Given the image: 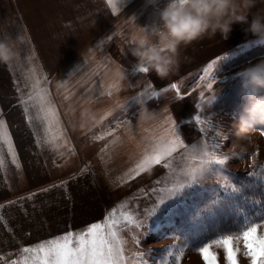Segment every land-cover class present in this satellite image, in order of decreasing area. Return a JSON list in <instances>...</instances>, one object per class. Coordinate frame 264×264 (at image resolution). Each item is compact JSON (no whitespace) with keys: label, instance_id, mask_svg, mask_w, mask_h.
<instances>
[{"label":"crops","instance_id":"0c3cea01","mask_svg":"<svg viewBox=\"0 0 264 264\" xmlns=\"http://www.w3.org/2000/svg\"><path fill=\"white\" fill-rule=\"evenodd\" d=\"M163 1L113 0V9L108 0H0V40L15 44L18 53L13 67L0 65V118L8 126L21 165L17 169L8 162L0 169V264H19L22 246H35L67 232L69 226L77 231L102 222L124 197L114 196L115 189L135 195L140 177L157 165L134 178L128 174L162 141L160 119H182L170 109L162 116L156 110L163 93H183L192 84L190 78L204 75L209 64L216 73L227 51L243 43L236 24L227 38L218 33L183 48L179 70L168 79L139 72L137 58L118 29L130 20L150 28ZM128 57L136 66L126 62ZM119 66L126 79L114 75ZM33 69L52 95L72 151L37 145L35 133L43 134L41 126L34 120V132L21 101L30 92L25 84ZM138 73L144 78L133 87L131 78ZM66 92L74 98V113L64 99ZM143 105L156 112L154 121H138ZM84 107L99 120L87 129L80 127ZM29 111L35 116L34 109ZM4 156L8 161L6 149ZM31 193L35 195L28 198Z\"/></svg>","mask_w":264,"mask_h":264},{"label":"snow or ice","instance_id":"6c2138e0","mask_svg":"<svg viewBox=\"0 0 264 264\" xmlns=\"http://www.w3.org/2000/svg\"><path fill=\"white\" fill-rule=\"evenodd\" d=\"M108 3L115 9L113 0H108ZM11 46L16 51V45L11 44ZM9 67L11 68L13 65H9ZM212 68L213 65L209 64L204 70L202 79L210 77ZM138 71L144 74L148 73L147 69H138ZM41 79L36 70L33 69L28 75L29 82L25 84L30 92L27 99L21 97L28 122L33 126L34 132V120L41 126L43 134L35 133L37 145H47L53 151L59 149L72 151L60 112L52 100L51 93L46 87L41 86ZM43 80L44 83H47L46 78ZM172 88L179 91L175 84L172 85ZM208 88L209 90L212 88L210 81ZM64 99L69 101L71 111L74 113L75 108H72L74 98L71 92H66ZM30 107L34 109L35 116L29 111ZM68 114L69 111L66 110L65 115ZM196 119L198 123L201 122L199 117ZM184 147L186 145L179 137L157 141L153 153L145 155L142 160L137 162L135 168L128 174L129 178H134L150 166L161 164L166 157H171L178 148ZM220 148V143L215 140L211 144H194L189 150L194 155L191 158L184 156L179 168L173 167L171 162L164 163L163 166L169 170L170 175L165 178L163 187L152 190L156 196V204L146 211L144 221L137 220L132 214L123 210L119 211L118 214L117 210L114 209L106 213L102 222L91 223L84 230L73 231L69 226L67 232L41 241L35 246H22V260L19 264H148V261L143 259V253L134 254L135 260L126 258V241L120 233L128 226H134L137 229L148 227L149 231L159 230L161 221L153 218L157 217L162 206L166 204L168 207L163 211L167 219L171 221L177 211L186 205L187 195L201 189V185L193 179L194 167L201 152L208 157L207 176L214 179L217 187L208 190L214 193L209 204L204 207L198 206L190 210L189 214L193 217L203 216L209 221L220 216H232L235 220L233 229L218 232L215 238L200 244L194 251L199 252L205 264H220L219 254L214 249L223 250L224 264H240L241 256L246 258L249 264H264V202L261 199L252 200L253 205H260V207L254 208L249 213L246 211L249 197L244 194L243 189L227 179L221 182L220 177L225 169L223 161L218 156ZM5 149L9 158L8 161L5 160ZM63 154V152L60 153L61 156ZM8 162L16 165L17 169L21 168L8 126L0 118V169L6 168ZM249 175L256 177L260 182L259 186L264 189V169L259 173L252 172ZM61 184L66 187V182H61ZM248 187H252V185H248ZM47 190L41 189V191ZM33 195L35 193L28 194V198ZM260 195L264 197V191ZM120 207L123 209L124 205ZM147 220H152L151 225L146 224ZM184 235V233L180 234V236ZM171 238L176 239L177 237ZM133 239L139 243L135 237ZM184 251V247L177 245L164 249L158 264H180ZM12 264H17V261H13Z\"/></svg>","mask_w":264,"mask_h":264},{"label":"rangeland","instance_id":"374dc122","mask_svg":"<svg viewBox=\"0 0 264 264\" xmlns=\"http://www.w3.org/2000/svg\"><path fill=\"white\" fill-rule=\"evenodd\" d=\"M170 2L171 0L163 1L161 9H164V7ZM260 10H264V0H256V5L252 9V13L254 14ZM252 18V15H250L249 22H251ZM158 19L159 17L156 18V20ZM238 28L240 30L241 39L244 40L242 41L243 43H241L239 48L231 49L229 50L230 52L227 51L229 54H227L225 59L218 63L219 68L217 72H211V75L212 73L214 74L213 76H210L207 79H202L204 75L196 73L192 78H190V82H192L193 85H189L190 87L186 88L183 93H163L160 108L156 110H160L162 116L170 109L176 112L177 118L182 119H160L161 125L159 127V134L162 141L179 137L183 140L186 147L181 148V150H178L176 153H173L171 157H166L161 164L155 167V169H150L148 172H145V175L141 176L138 180L139 182L137 181L138 184L135 189L137 193L135 195L130 193L126 196L125 191L127 190L125 188L119 187L118 189H115V193L113 192L114 196L121 198L124 195V197L120 200V203H118L119 205H115L118 207L116 209L118 214L119 211L123 210L126 213L132 214L137 220L144 221L146 211L151 209L156 204V196L153 194L152 190L154 188L163 187L165 184V178L170 175L169 170L163 166L164 163L171 162L173 167L179 168L181 160L190 150L192 145L201 143L211 144L212 141L215 140L220 143L221 148L219 153H222L237 139L236 126L239 121L237 120L236 115L232 116L231 113H233V110L223 109V111H218L214 109V107L217 100L221 98L222 93L227 90L228 87H230L237 80H241V82L243 81L242 73L245 69L260 61H264V41L249 32L247 30L248 25L240 24L237 26V29ZM249 51L252 52L249 56L255 55L253 60L243 62L235 68L228 69V65H226V63L229 60ZM119 54L123 57L122 53ZM123 58H126V56ZM63 62L67 63L68 61ZM126 62H130V65L132 64L133 66H136V64H134L135 61L133 59H129V57L126 59ZM68 68L69 67L66 69ZM143 78L144 77L141 76V73H138L137 75L135 74L131 78L133 87L137 86ZM209 81L212 83L211 90L208 88ZM149 110H152V108L150 107ZM192 115H194V118ZM197 117H199V120L201 121L200 123L197 122ZM157 122L159 123V120ZM225 135L228 137L226 141L224 139ZM252 135L255 137L256 146L250 149L249 154H246L243 157V160L246 161V163L241 165L240 160L233 159L226 166L230 171L242 174L249 172L256 166L264 163V135L257 129L253 130ZM157 181H160V183H157ZM203 184L211 185V182L206 181ZM126 199L130 202L134 199V203L130 204V202H127ZM121 205H124L123 209H121ZM166 205L162 206L160 213H158L157 217L153 218L161 221V228L159 230L149 231L148 227H141L140 229H137L134 226L124 228V235L121 236L126 241V258L129 260H135L136 257L134 254L138 255L143 253V259L147 260L148 264H158V260L161 258L163 250L173 245H177L178 247L182 246L185 248L180 264H205L199 252L194 251V249L198 246L191 244L193 243V236L188 234L187 231H180L184 229V223L188 220L190 216L189 213L192 208L189 207V209H183L184 216H181V212L178 211V215L172 218L174 220L164 222L162 221V218L165 217L163 209H165L164 207ZM169 222L171 224H168ZM151 223L152 220L146 221V224L148 225H151ZM162 223L167 226L165 227ZM174 228L178 229V233L174 231ZM185 230H188V228L184 229V231ZM181 233L186 235L180 236ZM173 236L177 238H171ZM133 237H135L139 243H136ZM127 246L129 247L127 248ZM214 250L219 254L220 264H224L223 250ZM240 264H249V262L246 258L241 256Z\"/></svg>","mask_w":264,"mask_h":264},{"label":"clouds","instance_id":"9594fccd","mask_svg":"<svg viewBox=\"0 0 264 264\" xmlns=\"http://www.w3.org/2000/svg\"><path fill=\"white\" fill-rule=\"evenodd\" d=\"M256 0H171L159 13V19L151 27H145L130 20L121 23L118 35L124 38L126 45L138 61V69H147L161 79H168L178 72L181 62V50L203 39H214L219 33L227 38L233 25H248V31L264 41V10L252 13ZM252 20L249 22V16ZM18 60V53L7 40H0V65H11ZM114 69V75L126 79L121 70ZM244 86L251 88L254 95L245 107L244 115L237 127V139L219 159L227 166L233 159L246 163L243 157L256 146L252 135L257 126H264V61H260L242 73ZM157 118L155 111L146 105L140 107L138 121L147 123ZM99 123L90 107H84L80 113V127L87 129ZM227 136H224L225 141ZM194 154L188 151L185 156ZM208 157L201 152L194 167L193 179L201 186L208 174Z\"/></svg>","mask_w":264,"mask_h":264},{"label":"trees","instance_id":"16d2710c","mask_svg":"<svg viewBox=\"0 0 264 264\" xmlns=\"http://www.w3.org/2000/svg\"><path fill=\"white\" fill-rule=\"evenodd\" d=\"M251 51L245 52L233 59L229 60L226 65L229 68H235L242 64L243 62H247L253 60L255 55L249 56ZM245 55V56H244ZM225 67V66H224ZM264 95V93H260ZM254 95V92L251 88H246L244 86V82L241 80L235 81L230 87L227 88L222 93L221 98H219L216 102L214 109L218 111L225 110H233L232 116L236 115L238 121L244 115V110L247 104L249 103L250 98ZM259 132L264 135V126H257L256 128ZM224 173L221 175L220 179L223 182L225 179L229 180L230 182L234 183L237 186H240L243 189V192L246 196L249 197V202L246 206V211L251 213L254 208L258 209L260 205H253L251 203L254 199H261L264 202V197H261V192L264 191L259 184L260 182L257 180L256 177H251L249 173L257 172L259 173L262 169H264V163L256 166L253 170L246 172V173H237L230 171L226 166H224ZM206 181L211 182V185L203 184L201 189L198 192H194L192 194L187 195L186 197V205L182 206L178 211L181 212V216H184L183 209H192L199 207H204L209 204L213 198L214 193L208 191L210 189H214L217 185L214 182L213 178L206 177ZM248 185H252V187H248ZM196 199V200H195ZM166 205L164 208H167ZM177 211V212H178ZM165 215V213H164ZM178 215V213L176 214ZM176 215L174 217H176ZM173 217V218H174ZM174 220V219H172ZM234 220L235 218L232 216H220L215 220L209 221L205 219L203 216H189L188 220L184 223V229L180 230L181 232H186L193 236V240L191 244L199 246L204 242H208L211 239L215 238L218 232L228 231L233 229L234 227ZM162 221L168 222V219L165 215L162 218ZM163 222V223H164ZM162 223V224H163ZM168 224H171L170 222ZM165 225V224H163ZM167 225H165L166 227ZM171 226V225H170ZM171 228V227H170ZM179 228V227H177ZM174 228V231L178 233V229ZM166 234V233H164ZM186 235V234H185ZM183 238V237H182Z\"/></svg>","mask_w":264,"mask_h":264}]
</instances>
